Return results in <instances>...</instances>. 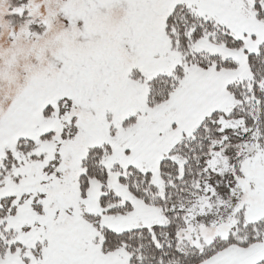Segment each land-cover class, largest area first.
<instances>
[{
    "label": "snow or ice",
    "instance_id": "obj_1",
    "mask_svg": "<svg viewBox=\"0 0 264 264\" xmlns=\"http://www.w3.org/2000/svg\"><path fill=\"white\" fill-rule=\"evenodd\" d=\"M60 17L46 67L0 68V264H264V0Z\"/></svg>",
    "mask_w": 264,
    "mask_h": 264
},
{
    "label": "clouds",
    "instance_id": "obj_2",
    "mask_svg": "<svg viewBox=\"0 0 264 264\" xmlns=\"http://www.w3.org/2000/svg\"><path fill=\"white\" fill-rule=\"evenodd\" d=\"M17 2L18 0H0V68L14 62L13 71L19 74L18 83H22L26 75L25 69L47 66L52 53L51 44L65 29L63 22L56 21L53 14L46 37L37 39L35 35L31 37L26 35L29 31L28 24L13 20L9 12ZM28 2L31 5L33 20L43 21L49 19L52 8L61 4L63 0H28ZM13 34H15L14 38ZM45 44L49 45L47 53L42 54L40 61L33 63L35 55L38 52L43 53L41 48Z\"/></svg>",
    "mask_w": 264,
    "mask_h": 264
},
{
    "label": "rangeland",
    "instance_id": "obj_3",
    "mask_svg": "<svg viewBox=\"0 0 264 264\" xmlns=\"http://www.w3.org/2000/svg\"><path fill=\"white\" fill-rule=\"evenodd\" d=\"M62 7V3L59 5H56L55 7L52 8V14H50L49 18L50 20L52 19V15H55V20L56 21H61V17H60V10ZM13 34V38H14ZM47 52H43V53H39L41 56L42 54H46ZM37 61V54L35 55V59L33 60V63H36ZM15 86L13 87H9L7 85H0V103H7L8 101H10V99L12 98V96L15 93Z\"/></svg>",
    "mask_w": 264,
    "mask_h": 264
}]
</instances>
